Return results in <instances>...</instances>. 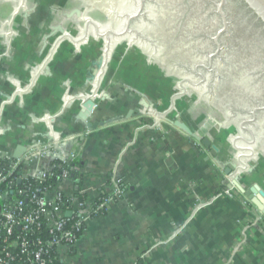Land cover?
Instances as JSON below:
<instances>
[{
    "label": "crops",
    "instance_id": "1",
    "mask_svg": "<svg viewBox=\"0 0 264 264\" xmlns=\"http://www.w3.org/2000/svg\"><path fill=\"white\" fill-rule=\"evenodd\" d=\"M114 73L104 70L95 84L92 122L103 125L94 130L76 119L94 88L87 72L69 75L50 92V103L28 90L19 102H0V159L23 146L20 159L29 156L24 162L36 174L60 162L64 143L78 140L71 147L80 160L77 175L58 189L79 187L93 197L111 178L125 186L121 199L88 221L66 264H264L263 216L244 195L224 194L243 146L206 136L181 116L175 120L217 148L214 157L175 127L156 131L152 116L171 120L170 108L159 99L156 109L138 78L121 82Z\"/></svg>",
    "mask_w": 264,
    "mask_h": 264
},
{
    "label": "rangeland",
    "instance_id": "2",
    "mask_svg": "<svg viewBox=\"0 0 264 264\" xmlns=\"http://www.w3.org/2000/svg\"><path fill=\"white\" fill-rule=\"evenodd\" d=\"M104 57L103 72L115 71V78L122 82L126 77L127 83L134 76L138 78L134 83L145 91L142 93L155 99L152 104L159 106L158 100L164 101L170 108L171 120H165L172 126L170 129H174L170 121L181 116L206 136H223L234 147L243 146L239 155L226 146L239 158L233 171L236 177L227 180L225 195L243 196L241 190L250 187L264 194V148L156 62L90 0H0L1 103L19 102L27 90L32 99L38 97L40 102L50 103V92L66 82L69 75L79 79L86 72L87 83L94 87L101 79ZM161 116H152V127L158 129L164 121ZM247 203L254 207L249 200Z\"/></svg>",
    "mask_w": 264,
    "mask_h": 264
},
{
    "label": "water",
    "instance_id": "3",
    "mask_svg": "<svg viewBox=\"0 0 264 264\" xmlns=\"http://www.w3.org/2000/svg\"><path fill=\"white\" fill-rule=\"evenodd\" d=\"M90 1L156 62L264 148V49L257 44L258 38L263 39L262 35L257 37L246 19L250 13L264 27V0H239L248 12L228 0ZM96 91L94 86L76 117L88 130L103 125L92 122ZM170 122L201 143L212 157L216 155L217 148L208 138L178 120ZM77 141L64 143L65 151L57 157L59 161L67 158ZM25 152V147L17 146L9 159H20ZM29 159L24 157L25 162ZM241 192L264 216V194L256 187Z\"/></svg>",
    "mask_w": 264,
    "mask_h": 264
},
{
    "label": "built area",
    "instance_id": "4",
    "mask_svg": "<svg viewBox=\"0 0 264 264\" xmlns=\"http://www.w3.org/2000/svg\"><path fill=\"white\" fill-rule=\"evenodd\" d=\"M169 126L163 121L153 128L167 133ZM76 158L70 151L65 160L36 174L27 167L17 171L21 159L0 168V264H66L88 221L122 198L125 186L117 178L93 197L79 187L66 194L43 185L52 177L69 181L68 165ZM28 177L40 183L23 185Z\"/></svg>",
    "mask_w": 264,
    "mask_h": 264
},
{
    "label": "trees",
    "instance_id": "5",
    "mask_svg": "<svg viewBox=\"0 0 264 264\" xmlns=\"http://www.w3.org/2000/svg\"><path fill=\"white\" fill-rule=\"evenodd\" d=\"M13 162L14 161L13 160H10V159H0V168L7 169L11 165V163H13ZM26 164L27 163H25L24 161H22L18 165L17 171H23L24 168L26 167ZM54 164H58V162H55L52 165H54ZM68 166H69V170H70L69 171V177L72 176V175L73 176H76L77 175L78 168L80 167V160L74 159ZM26 183L38 184V183H40V181L38 179H35V178H32V177H28L24 181L23 185L26 184ZM59 183H61V181L58 178L52 177L51 179H46V181L43 183V185L49 186L51 188H56L59 185ZM106 193H109V192L107 191ZM105 211H106V209L104 211H101L100 212V215H103L105 213Z\"/></svg>",
    "mask_w": 264,
    "mask_h": 264
},
{
    "label": "flooded vegetation",
    "instance_id": "6",
    "mask_svg": "<svg viewBox=\"0 0 264 264\" xmlns=\"http://www.w3.org/2000/svg\"><path fill=\"white\" fill-rule=\"evenodd\" d=\"M228 3H231L232 5H237V7L243 8L244 11L248 12L246 10L247 8L244 7L239 0H228ZM246 19L251 22L250 23L251 24V29L256 32L257 37H258V34L259 35H262V39L263 40H259V38H258V43L257 44H259V46H262V48L264 49V27H263V25L261 24V22L259 20H257L250 13L247 14ZM229 50H230V48H229ZM247 96H249V95H247Z\"/></svg>",
    "mask_w": 264,
    "mask_h": 264
}]
</instances>
